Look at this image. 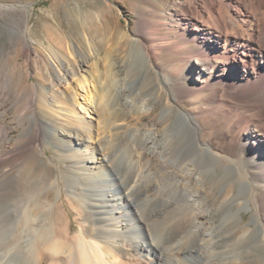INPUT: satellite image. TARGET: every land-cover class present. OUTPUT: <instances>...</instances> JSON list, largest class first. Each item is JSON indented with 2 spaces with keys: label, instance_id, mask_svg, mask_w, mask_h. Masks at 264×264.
<instances>
[{
  "label": "bare ground",
  "instance_id": "6f19581e",
  "mask_svg": "<svg viewBox=\"0 0 264 264\" xmlns=\"http://www.w3.org/2000/svg\"><path fill=\"white\" fill-rule=\"evenodd\" d=\"M14 7L25 18L12 16L8 29L26 37V61L33 51L45 61L50 83L18 92L0 45V264H264V0H171L178 38L139 20L147 67L194 44L160 95L116 78L127 71L104 30L82 34L77 64L71 47L48 49L49 64L29 43L28 6L2 9ZM199 90L203 105L186 108ZM42 100L78 121L60 129L59 155L45 156L55 125L36 117ZM162 186L167 197L156 196Z\"/></svg>",
  "mask_w": 264,
  "mask_h": 264
},
{
  "label": "rangeland",
  "instance_id": "374dc122",
  "mask_svg": "<svg viewBox=\"0 0 264 264\" xmlns=\"http://www.w3.org/2000/svg\"><path fill=\"white\" fill-rule=\"evenodd\" d=\"M170 1L171 0H0V45H5L7 52H10L7 53L5 62L7 59L10 60V75L13 77V86H16L17 91L20 93H28L35 85L44 88L50 83L46 71L40 69V65L45 69V61L36 59L34 57V51L30 56L31 60L29 62L26 61L22 52V48L26 44V37L19 30L13 32L8 29V24L9 21L12 20V16L19 19L20 22H23L25 11L20 7H14L11 10L2 9L10 5H27L29 10L28 35L33 38V40L29 39V43L33 48H36L45 56L49 64L50 58L47 50L53 47L63 53H66L67 47H71L73 50L71 62L73 59L74 63L77 64L78 51L83 49L82 34L85 32L94 34L96 31L104 30L106 34L111 35L113 38L112 46L116 60L123 62L126 67L127 77L126 74L119 73L116 78H118L121 83L126 79L127 86L131 90H135L137 87V89L142 88L143 92L148 90L149 92L152 91L151 93L153 94L160 95L161 85L159 82L161 78L173 77L178 73V68L183 64L177 60V57L180 56L179 53L187 51L191 46H194V44L185 41L177 51L171 49L162 51L159 58L156 59V63L150 64L147 67V65L142 64L140 57H138L139 45L134 36L137 33L140 20L147 26V31L151 35H153L155 27V31L167 35H175L178 38L179 32L177 27L173 25L169 19ZM122 33H125L126 37L121 38ZM109 43L110 42H108V44ZM81 87H79V91L84 93L85 89ZM160 97H163V95ZM205 98V92L199 90L186 99L185 107L188 109H196L200 105H203V100ZM79 100H82V97L79 98ZM54 105H64L66 108H70L71 106L75 117L78 116L83 121L89 118V115L86 113V108L82 104L76 103L71 105L67 100L61 102L57 99ZM175 110L179 111L180 108L175 107ZM36 117L55 125L54 134L53 137H51L49 147L45 149V156L53 155V153L59 155L62 151L61 148H63V143L60 140V129L76 126L75 124H78L77 119H74L75 117L72 116L70 122L62 120L58 114L51 112L45 107V102L43 100L40 102L39 106H37ZM175 117V115L172 116L170 121L175 119ZM23 120H25V118H23ZM30 135L31 134L27 133L24 138L29 139ZM120 145L116 144L114 149H116L117 152H123V150L125 152L127 146H123V144ZM124 158L125 156H123L122 160ZM51 172H53V167H51ZM87 179L86 177L84 178V180ZM163 190H165L163 186L160 187L159 190L157 189L158 192L156 191V196L167 197L168 191L165 190L163 192ZM146 200L148 201V198L144 196L137 197V203H141L139 206L142 209L143 207L145 209L149 202H146ZM171 200L173 201V207V205H175V198ZM241 215L243 216L242 225L246 226V224L250 222L251 212L250 210H242ZM77 224V222H74V227H77ZM163 237L164 235L162 232L158 234L159 241L162 242L164 239ZM174 240L171 241V247H176L180 242L177 237L174 238ZM173 261L175 260L171 259L170 262L172 263Z\"/></svg>",
  "mask_w": 264,
  "mask_h": 264
}]
</instances>
